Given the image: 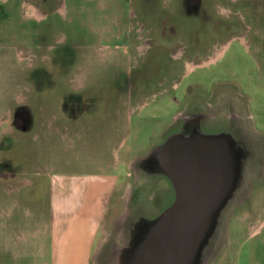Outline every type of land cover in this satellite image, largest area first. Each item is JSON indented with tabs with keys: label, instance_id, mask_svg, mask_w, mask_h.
<instances>
[{
	"label": "rangeland",
	"instance_id": "obj_1",
	"mask_svg": "<svg viewBox=\"0 0 264 264\" xmlns=\"http://www.w3.org/2000/svg\"><path fill=\"white\" fill-rule=\"evenodd\" d=\"M192 112L248 140L206 259L243 264L264 254V0H0V264L95 179L110 212L90 264H119L130 222L175 199L136 161Z\"/></svg>",
	"mask_w": 264,
	"mask_h": 264
},
{
	"label": "water",
	"instance_id": "obj_2",
	"mask_svg": "<svg viewBox=\"0 0 264 264\" xmlns=\"http://www.w3.org/2000/svg\"><path fill=\"white\" fill-rule=\"evenodd\" d=\"M247 155L231 134L198 130L172 135L148 152L144 160L171 180L175 199L135 226L119 264H207L221 215L245 181Z\"/></svg>",
	"mask_w": 264,
	"mask_h": 264
},
{
	"label": "crops",
	"instance_id": "obj_3",
	"mask_svg": "<svg viewBox=\"0 0 264 264\" xmlns=\"http://www.w3.org/2000/svg\"><path fill=\"white\" fill-rule=\"evenodd\" d=\"M104 182L105 179H95L94 184H87L89 182L86 181L84 185L87 189L82 192L55 193L53 218L43 232L40 230L37 236L33 234L36 237L29 241L26 248L27 251L31 247V253L20 257L18 250H14L12 254L15 258L11 261L4 258L3 264H90L100 252L103 244L100 243V234L106 231L105 222L110 212L108 206H103L110 194L103 193ZM93 185L96 186L91 189ZM252 231L251 236L254 237L263 234L264 222H258ZM20 244H23L22 240L16 248ZM248 252L251 258L243 264H264V254L255 256L254 248Z\"/></svg>",
	"mask_w": 264,
	"mask_h": 264
},
{
	"label": "flooded vegetation",
	"instance_id": "obj_4",
	"mask_svg": "<svg viewBox=\"0 0 264 264\" xmlns=\"http://www.w3.org/2000/svg\"><path fill=\"white\" fill-rule=\"evenodd\" d=\"M246 40V39H244ZM229 43L230 42H227L224 44V47H223V51H225L228 46H229ZM222 52V50L220 51V53ZM216 57H218L217 55L213 58H210L211 60H214ZM204 64V63H203ZM190 65V66H189ZM188 65V69L191 70L194 68V66L196 65V63H191ZM196 112H192L193 116H190V117H184L185 119H183V122L181 125L175 127L171 134H169L164 141H162L161 143L157 144L155 147H158L160 145H163L169 137H171L172 135H175V134H183L184 136H191L192 134H195V132L198 130L200 133H204V134H216V133H221V132H227V133H230L235 139H237V141L242 145V146H245V149L248 151V155H247V158H250L251 157V151H250V147H249V144H248V140H246L244 138L243 135V131H242V128L240 127H237L236 129H230L228 130L226 128L222 129V130H214V129H211V127L209 126H206V123L208 121H204L203 119V116H201L202 114L200 113L199 115L198 114H195ZM206 120V119H205ZM234 120H237L236 116H234ZM198 124V125H197ZM240 128V130H238ZM154 147V148H155ZM153 148V149H154ZM146 156V155H145ZM144 157L142 158H139L138 161H136V165L138 166V169L140 171H143V173H145L148 178L150 177L151 179L154 177H157V178H161V177H165V178H168L165 174H162V173H156L153 171V168H154V165L149 163L147 160L145 161L144 160ZM169 179V178H168ZM173 188H174V185H173ZM174 193H176L175 191V188H174ZM172 204V202H171ZM169 204L168 207L171 205ZM167 207V208H168ZM166 209V208H165ZM163 209L162 212L165 210ZM160 212V214L162 213ZM158 214V215H160ZM158 215L156 216H153V218L157 217ZM146 218H149L147 215H143V216H140L137 220H135L134 222H130V224L128 225V237H127V245L125 247H129L130 246V242H131V237H132V233L133 231L135 230V226L138 225L140 222H142L143 220H145ZM130 219V218H129ZM129 222V221H128ZM134 224V225H133ZM132 227V228H130ZM210 249V248H209ZM209 251V250H208ZM207 251V252H208ZM119 253V252H118ZM118 253H117V256H118ZM121 254V253H119ZM205 256H206V251H205Z\"/></svg>",
	"mask_w": 264,
	"mask_h": 264
},
{
	"label": "bare ground",
	"instance_id": "obj_5",
	"mask_svg": "<svg viewBox=\"0 0 264 264\" xmlns=\"http://www.w3.org/2000/svg\"><path fill=\"white\" fill-rule=\"evenodd\" d=\"M215 116H216V115H215ZM213 117H214V116H213ZM216 117H217V116H216ZM214 118H215V117H214ZM215 121H216V120H215ZM218 124H219V123H218ZM245 127H246V126H245ZM249 133H250V132H249ZM229 134H230V133H229ZM250 134H251V133H250ZM249 137H250V136H249ZM249 137H248V138H249ZM129 194H130V193H129ZM128 196H129V195H128Z\"/></svg>",
	"mask_w": 264,
	"mask_h": 264
}]
</instances>
